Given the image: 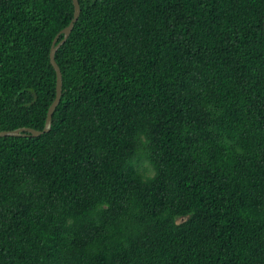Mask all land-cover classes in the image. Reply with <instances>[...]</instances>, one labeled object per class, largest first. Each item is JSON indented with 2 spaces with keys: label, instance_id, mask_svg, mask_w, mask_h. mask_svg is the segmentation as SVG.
<instances>
[{
  "label": "trees",
  "instance_id": "1",
  "mask_svg": "<svg viewBox=\"0 0 264 264\" xmlns=\"http://www.w3.org/2000/svg\"><path fill=\"white\" fill-rule=\"evenodd\" d=\"M78 1L49 132L0 137V264H264V0ZM72 16L0 0V130Z\"/></svg>",
  "mask_w": 264,
  "mask_h": 264
},
{
  "label": "water",
  "instance_id": "2",
  "mask_svg": "<svg viewBox=\"0 0 264 264\" xmlns=\"http://www.w3.org/2000/svg\"><path fill=\"white\" fill-rule=\"evenodd\" d=\"M73 3V16L68 23L67 26H65L63 29L60 30V32L55 36V38L52 41V45L50 48L49 52V59L50 63L55 71L56 74V86H55V97L53 101L51 102L47 113L45 117V123L42 129H33L30 127H19L11 130H0V137H5V136H14V137H19V136H33L37 137L40 136L44 133L49 132L50 127H51V120H52V115L54 113L55 108L57 107L61 94H62V73L61 70L58 66V64L55 61V52L56 50L67 40L68 36L70 35V32L74 26V23L78 19L79 13H80V4L78 0H72ZM62 35V38L57 41L58 37Z\"/></svg>",
  "mask_w": 264,
  "mask_h": 264
},
{
  "label": "rangeland",
  "instance_id": "3",
  "mask_svg": "<svg viewBox=\"0 0 264 264\" xmlns=\"http://www.w3.org/2000/svg\"><path fill=\"white\" fill-rule=\"evenodd\" d=\"M142 166H143L144 168H146L148 172H150V173L152 172L150 166L148 165V163H147L146 161H144V162L142 163Z\"/></svg>",
  "mask_w": 264,
  "mask_h": 264
}]
</instances>
